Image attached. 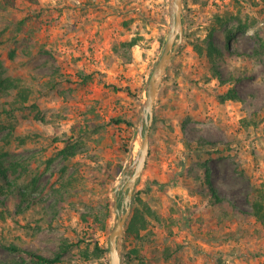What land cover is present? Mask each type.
I'll use <instances>...</instances> for the list:
<instances>
[{"label":"rangeland","instance_id":"obj_1","mask_svg":"<svg viewBox=\"0 0 264 264\" xmlns=\"http://www.w3.org/2000/svg\"><path fill=\"white\" fill-rule=\"evenodd\" d=\"M182 7L129 213L138 197L157 218L137 239L124 232L121 264H137L124 258L134 246L154 264H264V223L250 203L264 190V0ZM167 33L168 0L0 4V78L30 91L16 109L17 90L0 93V209L10 212L0 220V264H37L26 251L53 257L64 243L54 264H108L112 192L139 148L145 84ZM208 40L221 51L214 61ZM229 87L239 100L220 102ZM74 143L73 155L61 152Z\"/></svg>","mask_w":264,"mask_h":264},{"label":"water","instance_id":"obj_2","mask_svg":"<svg viewBox=\"0 0 264 264\" xmlns=\"http://www.w3.org/2000/svg\"><path fill=\"white\" fill-rule=\"evenodd\" d=\"M183 36L182 0H168V33L162 49L151 69L145 84V97L142 102V112L139 127L140 145L132 162L128 164L117 185L113 189L114 211L116 219L109 233L108 264H121L122 238L131 210L132 196L135 184L141 175L149 154V131L154 118V105L163 75L176 53ZM122 195L118 206V194Z\"/></svg>","mask_w":264,"mask_h":264},{"label":"trees","instance_id":"obj_3","mask_svg":"<svg viewBox=\"0 0 264 264\" xmlns=\"http://www.w3.org/2000/svg\"><path fill=\"white\" fill-rule=\"evenodd\" d=\"M28 1L34 2V3L38 2V0H28ZM0 4L3 7H14L16 4V0H1ZM219 23L220 25L224 24L225 23L224 19L219 18ZM136 40H137V37H134L130 41H128L127 44L129 46L133 45L136 43ZM196 48L199 52H201L203 49L201 45H196ZM206 52L209 54L211 61H214L215 58L221 55V51L214 46L211 40L207 41ZM214 73L217 76H219V72L216 69H214ZM13 89H16L17 91L15 93L14 99L10 102V104L12 105L11 109L21 108L24 106V103L28 100L30 91L27 89V87L21 86V84H19L18 79L0 78V93H6ZM218 99L220 102H224L226 100H239V95L237 93V90L234 87H229L226 91L218 95ZM121 120L122 119H120L119 117L114 119L115 122H120ZM75 147H76V143L72 145L66 144V146L63 149H61V152H65L69 156L73 155L75 153ZM204 180L207 182L209 190L211 191L212 195L218 199V197L216 196L215 189L211 184L209 170L207 167L204 170ZM254 194L255 196L250 201L251 207H252L251 213L258 221L264 223V190L257 188L255 189ZM135 198L138 199V202L140 203V207L136 206L132 209V213L129 216L127 223H126L125 233L127 236H133V237H136L137 239L140 237L139 236L140 232L147 228L148 223H149V217L157 218V215L147 203H145L143 200L139 199L138 197H135ZM9 213L10 212L7 209H4V208L0 209V220L5 219L7 217V214ZM109 217H110V211L108 208H106V211L104 215L102 216L101 221H104V218L107 219ZM95 218L97 220L100 219L98 215H95ZM69 246L70 245L68 243H64L60 245L59 250L55 253L53 257H45L44 255L35 253L33 251H26V253L37 264H54L60 260V257L69 248ZM6 248L13 250V251H20L18 247L11 245V244L6 245ZM105 251H106V248L100 246L98 243L94 245L95 257H100ZM163 252L165 254V257H168L172 253V250L170 247H166ZM138 253H139V250L135 246L128 249L124 255L125 261L130 262L132 260H135V261L137 260V264H154V263L146 262L145 259L141 257Z\"/></svg>","mask_w":264,"mask_h":264}]
</instances>
